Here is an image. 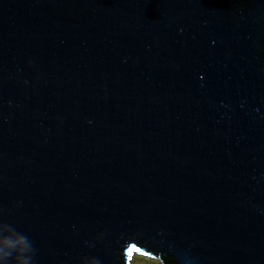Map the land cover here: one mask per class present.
Segmentation results:
<instances>
[{"label": "water", "instance_id": "95a60500", "mask_svg": "<svg viewBox=\"0 0 264 264\" xmlns=\"http://www.w3.org/2000/svg\"><path fill=\"white\" fill-rule=\"evenodd\" d=\"M0 229L27 264H264V0H0Z\"/></svg>", "mask_w": 264, "mask_h": 264}, {"label": "clouds", "instance_id": "9594fccd", "mask_svg": "<svg viewBox=\"0 0 264 264\" xmlns=\"http://www.w3.org/2000/svg\"><path fill=\"white\" fill-rule=\"evenodd\" d=\"M0 231H4L0 229ZM29 249L28 242L24 237L7 235L0 238V264H2L3 256L7 255L10 250H15L18 254L17 264H27L26 258H22V254ZM136 254V255H134ZM129 259H126L124 264H160L159 260L150 259L149 257L138 254L135 248L129 247L125 253ZM166 264H171L169 257H164Z\"/></svg>", "mask_w": 264, "mask_h": 264}, {"label": "rangeland", "instance_id": "374dc122", "mask_svg": "<svg viewBox=\"0 0 264 264\" xmlns=\"http://www.w3.org/2000/svg\"><path fill=\"white\" fill-rule=\"evenodd\" d=\"M134 255H136V254H134ZM150 259H154V258H150ZM156 260H158V259H156ZM160 261V260H159ZM160 264H161V261H160Z\"/></svg>", "mask_w": 264, "mask_h": 264}, {"label": "snow or ice", "instance_id": "6c2138e0", "mask_svg": "<svg viewBox=\"0 0 264 264\" xmlns=\"http://www.w3.org/2000/svg\"><path fill=\"white\" fill-rule=\"evenodd\" d=\"M137 250H139V249H137ZM145 255H147V253H145Z\"/></svg>", "mask_w": 264, "mask_h": 264}, {"label": "trees", "instance_id": "16d2710c", "mask_svg": "<svg viewBox=\"0 0 264 264\" xmlns=\"http://www.w3.org/2000/svg\"><path fill=\"white\" fill-rule=\"evenodd\" d=\"M162 264V263H161Z\"/></svg>", "mask_w": 264, "mask_h": 264}]
</instances>
